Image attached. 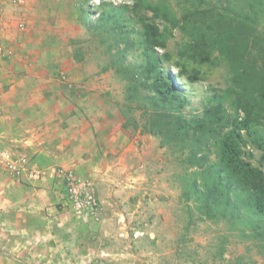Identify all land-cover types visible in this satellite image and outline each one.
<instances>
[{"label":"rangeland","instance_id":"rangeland-1","mask_svg":"<svg viewBox=\"0 0 264 264\" xmlns=\"http://www.w3.org/2000/svg\"><path fill=\"white\" fill-rule=\"evenodd\" d=\"M3 5L8 24L0 52V144L37 164L44 172L40 179L54 178L50 185L56 191L63 185L52 169L72 168L69 164L76 158L56 154L53 166L46 167L47 160L24 141L31 132L41 137L53 133L47 121L55 116V107L66 101L76 105L83 98L78 115L62 104L59 112L83 116V139L90 136L89 145H83V171L92 173L83 177L95 185L101 214L96 221H83L82 253L68 254L61 264H264L262 244L248 236L240 219L202 213L194 193L201 168L190 163V148L151 130L150 119L158 108L151 91L139 87L134 93L128 81L143 65L144 18L166 35V49L157 52L162 59L165 54L172 57L162 67L185 99L182 113L187 120L200 115L213 93L228 87L230 75L221 59L200 65L181 56L189 37L148 10L149 5L164 6L168 19L179 21L186 9L198 5L195 0H4ZM110 5L123 8L116 25L109 19L101 24ZM112 29L120 35L108 34ZM259 30L264 35V20ZM123 36L132 47L121 41ZM185 65L199 69L203 78L189 83L177 76ZM225 107L231 110L228 101ZM245 150L257 165L260 152L250 144ZM215 153L210 144L199 157L206 154L212 163Z\"/></svg>","mask_w":264,"mask_h":264},{"label":"trees","instance_id":"trees-1","mask_svg":"<svg viewBox=\"0 0 264 264\" xmlns=\"http://www.w3.org/2000/svg\"><path fill=\"white\" fill-rule=\"evenodd\" d=\"M195 2L198 5L186 9L179 21L174 17L169 20L164 6L149 5L148 10L189 37L190 43L181 56L185 54L200 65H214V60L221 59L230 75L228 87L213 93L200 115L187 120L182 113L185 99L162 67L172 57L165 54L162 59L157 52L166 49V35L144 18L143 65L129 74L128 81L134 93L139 87L150 90V99L160 108L151 116V130L190 148V163L201 168L194 193L202 213L210 216L220 212L232 220L240 219L248 236L264 248V35L259 30L264 20V0ZM134 9H138L137 2ZM122 10L110 5L108 14H103L99 22L105 25L109 19L116 25V16ZM107 33L120 35L113 29ZM121 41L128 48L133 46L125 36ZM214 53L218 58L212 60ZM177 76L189 83L203 78L199 69L187 65L180 66ZM141 77L147 82H141ZM210 144L216 152L212 163L206 154L199 157L209 151ZM249 144L260 152L257 165L250 162L251 154L245 150Z\"/></svg>","mask_w":264,"mask_h":264},{"label":"crops","instance_id":"crops-1","mask_svg":"<svg viewBox=\"0 0 264 264\" xmlns=\"http://www.w3.org/2000/svg\"><path fill=\"white\" fill-rule=\"evenodd\" d=\"M59 106L72 108L78 115L77 112H83V98L76 105L66 101ZM59 106L55 107V116L47 121L53 133L46 131L47 136L41 137L31 132L24 144L47 160L46 167L53 166L57 154L60 159L76 158L70 167L81 176L85 173L90 176V169L83 171V145L90 143V136L83 139V116H61ZM2 128L0 125V132ZM3 135L0 133V137ZM2 144L0 149H6ZM49 177L35 182L16 180L0 168V264H61L62 258H67L68 254L82 253L79 233L83 229V221L73 216L64 186L56 191L50 183L55 179ZM27 255H31V260L25 262ZM36 257L41 262L36 261Z\"/></svg>","mask_w":264,"mask_h":264},{"label":"built area","instance_id":"built-area-1","mask_svg":"<svg viewBox=\"0 0 264 264\" xmlns=\"http://www.w3.org/2000/svg\"><path fill=\"white\" fill-rule=\"evenodd\" d=\"M12 2L20 4L22 0H12ZM3 4L4 0H0V52L8 24ZM18 26L23 27L21 23ZM0 168L13 179H26L30 182L40 180L44 174L26 156L15 155L6 149H0ZM53 174L62 180L73 216L80 221H96L101 214V204L93 181L78 175L73 168L62 167L59 170H53Z\"/></svg>","mask_w":264,"mask_h":264}]
</instances>
